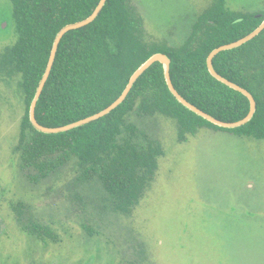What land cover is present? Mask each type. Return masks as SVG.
<instances>
[{"label":"rangeland","instance_id":"1","mask_svg":"<svg viewBox=\"0 0 264 264\" xmlns=\"http://www.w3.org/2000/svg\"><path fill=\"white\" fill-rule=\"evenodd\" d=\"M214 1L129 3L145 38L178 46ZM226 1L234 11L264 10V0ZM18 39L14 4L0 0V264H264V139L205 127L180 141L175 118L134 114L165 154L132 213L116 211L74 160L47 175L22 167L25 94L5 62Z\"/></svg>","mask_w":264,"mask_h":264},{"label":"trees","instance_id":"2","mask_svg":"<svg viewBox=\"0 0 264 264\" xmlns=\"http://www.w3.org/2000/svg\"><path fill=\"white\" fill-rule=\"evenodd\" d=\"M11 1L19 39L8 49L5 62L12 73L21 76L25 94L15 148L22 167H35L47 175L74 160L80 178L99 179L112 208L130 214L146 195L159 158L165 154L159 139L132 122L134 114L175 118L180 141L205 127L264 139V29L213 59L218 73L248 89L257 101L253 118L242 126H219L184 106L167 84L164 65L155 62L138 78L124 102L104 117L57 134L37 130L29 110L55 37L65 25L91 15L100 0ZM263 20L264 10L234 11L226 0H215L199 15L191 36L181 45L170 46L145 38L142 16L134 13L129 0H107L93 22L63 36L37 103L36 118L42 125L56 127L103 110L121 95L142 63L163 52L172 60L171 78L182 96L220 120H240L249 113L250 100L214 77L207 59L214 48L249 34ZM29 229L53 235L51 229L39 225L31 224Z\"/></svg>","mask_w":264,"mask_h":264},{"label":"water","instance_id":"3","mask_svg":"<svg viewBox=\"0 0 264 264\" xmlns=\"http://www.w3.org/2000/svg\"><path fill=\"white\" fill-rule=\"evenodd\" d=\"M107 0H100L99 4L97 5V7L95 8V10L93 11V13L91 15H89L88 17H86L83 20H79L73 23H69L67 25H65L63 28L60 29V31L57 33L55 40L53 42V46L51 49V53H50V57L48 60V64L46 67V70L44 72V75L38 85L36 94L32 100V103L30 105V119L32 124L34 125V127L44 133H49V134H57V133H61V132H66L68 130H72L74 128L86 125L90 122H93L101 117H104L105 115L109 114L112 110H114L115 108H117L120 104H122L124 102V100L127 98V96L129 95L131 89L133 88L135 82L138 80V78L149 68L151 67L155 62H161L164 65V69H165V77H166V81L167 84L171 90V92L173 93V95L179 100V102H181L184 106H186L187 108H189L190 110L194 111L195 113H197L198 115L202 116L203 118L211 121L214 124H217L219 126L222 127H226V128H236L239 126H242L244 124H246L247 122H249L257 109V101L254 97V95L245 87L229 80L228 78L224 77L223 75H221L220 73L217 72V70L214 67V63H213V59L214 57L220 53L221 51L224 50H229V49H233L236 47H239L241 45H243L244 43L252 40L253 38H255L257 35H259L263 29H264V20L263 22L256 28L254 29L252 32H250L249 34L241 37L238 40H235L233 42L227 43V44H223L221 46H218L216 48H214L211 53L208 56L207 62H208V67H209V71L210 73L216 77L218 80L222 81L223 83L227 84L228 86H230L231 88H234L235 90H238L240 92H242L245 96L248 97V99L250 100V111L249 113L242 119L237 120V121H223L220 120L218 118H216L215 116H213L212 114H209L207 112H205L204 110L200 109L198 106H196L195 104L191 103L190 101H188L184 96H182L180 94V92L176 89V87L173 84L172 78H171V58L168 54L163 53V52H157L154 53L151 57H149L144 63H142L137 70L132 74V76L130 77V80L128 82V84L126 85L125 89L123 90V92L121 93V95L113 102L111 103L109 106H107L106 108H104L103 110L94 113L90 116H87L85 118H82L80 120L71 122L69 124L66 125H62V126H56V127H49V126H45L42 125L36 118V107H37V103L41 97V94L45 88L46 82L49 79V76L51 74L55 59H56V55H57V51H58V47L59 44L63 38V36L74 29H78L81 28L83 26L88 25L89 23L93 22L97 16L100 14V12L102 11L103 7L105 6ZM261 14H259L260 16Z\"/></svg>","mask_w":264,"mask_h":264}]
</instances>
